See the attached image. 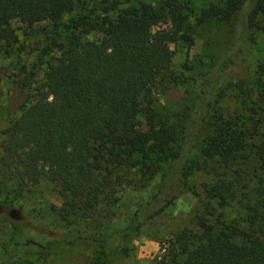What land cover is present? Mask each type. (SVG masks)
I'll return each mask as SVG.
<instances>
[{
    "label": "trees",
    "instance_id": "16d2710c",
    "mask_svg": "<svg viewBox=\"0 0 264 264\" xmlns=\"http://www.w3.org/2000/svg\"><path fill=\"white\" fill-rule=\"evenodd\" d=\"M78 3L84 5L83 0H0V58L19 43L12 20L27 36L34 26H47L39 62L29 69L22 64L26 74L16 80L29 94L0 130V194L45 179L60 191L57 218L71 226L64 239L46 244L117 234L119 251L126 254L159 193L135 204L129 222L104 236L85 235L75 224L96 228L100 215L118 209L123 200L117 192L135 183L124 172L147 181L169 163L160 173L164 182L178 167L182 125L151 98L163 81L184 83L172 69L170 44L192 45L191 23L209 19L231 21L236 32L264 35V0H217L199 7L187 0H99L86 13L73 14ZM160 24L168 30H151ZM42 59L46 68L35 83ZM255 71L257 80H264V63ZM203 93L198 91V101ZM210 119L199 148L202 165L196 163L213 165L199 185L219 206L240 205L245 224L194 215V223L167 238L150 264H264V106L214 110Z\"/></svg>",
    "mask_w": 264,
    "mask_h": 264
},
{
    "label": "rangeland",
    "instance_id": "374dc122",
    "mask_svg": "<svg viewBox=\"0 0 264 264\" xmlns=\"http://www.w3.org/2000/svg\"><path fill=\"white\" fill-rule=\"evenodd\" d=\"M83 1L84 5L76 4L73 14L86 13L99 0ZM187 1L199 7L217 0ZM10 24L18 32L19 43L10 56L0 58V130L18 115L20 103L29 94V90L19 89L16 80L26 74L22 72V64L29 69L39 62L38 54L44 46L43 31L47 29L45 23L39 24L34 26L31 36H27L19 21L12 20ZM168 28L167 24H160L151 30ZM191 29L192 45L170 44L174 51L172 69L181 73L184 83L163 81L151 97L157 109H167L179 121V126L182 125L178 136L182 157L178 167L170 171L164 182L160 173L169 163L160 165L157 175L147 181L124 172L126 177H133L135 183L134 186L124 185L117 192L120 202L123 200L118 209L107 216L100 215L96 228L81 223L74 225L85 235L104 236L129 222V213L135 204H145L151 195L159 193L151 204L152 215L141 222L128 244L127 253H120L121 237L117 234L97 241L77 238L71 244H46L52 239H64L71 226L65 228L56 216L59 189L41 179L16 192L0 194V264H150L162 251L167 238L194 223V215H202L208 222L216 218L244 226V210L235 201L219 206L204 195L199 184L208 180L213 164L209 161L201 167L196 161L201 141L210 131V116L214 110L230 112L264 106V80L258 81L255 71L257 64L264 63V35L244 29L236 32L233 22L212 19L191 23ZM46 60L42 59L32 77L35 83L41 79ZM200 89L204 93L198 101ZM189 165L193 169L188 171Z\"/></svg>",
    "mask_w": 264,
    "mask_h": 264
}]
</instances>
